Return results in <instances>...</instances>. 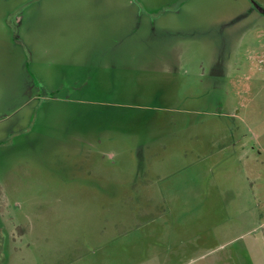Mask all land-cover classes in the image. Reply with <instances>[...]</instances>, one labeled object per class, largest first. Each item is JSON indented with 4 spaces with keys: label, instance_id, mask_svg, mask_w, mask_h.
Wrapping results in <instances>:
<instances>
[{
    "label": "rangeland",
    "instance_id": "obj_1",
    "mask_svg": "<svg viewBox=\"0 0 264 264\" xmlns=\"http://www.w3.org/2000/svg\"><path fill=\"white\" fill-rule=\"evenodd\" d=\"M264 0H0V264H264Z\"/></svg>",
    "mask_w": 264,
    "mask_h": 264
},
{
    "label": "water",
    "instance_id": "obj_2",
    "mask_svg": "<svg viewBox=\"0 0 264 264\" xmlns=\"http://www.w3.org/2000/svg\"><path fill=\"white\" fill-rule=\"evenodd\" d=\"M261 12H264V10H262Z\"/></svg>",
    "mask_w": 264,
    "mask_h": 264
}]
</instances>
